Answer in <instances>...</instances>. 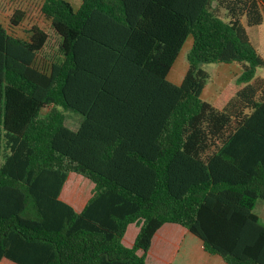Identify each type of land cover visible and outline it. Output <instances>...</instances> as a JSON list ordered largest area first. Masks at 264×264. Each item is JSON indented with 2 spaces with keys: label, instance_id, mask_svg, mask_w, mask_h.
Wrapping results in <instances>:
<instances>
[{
  "label": "trees",
  "instance_id": "obj_1",
  "mask_svg": "<svg viewBox=\"0 0 264 264\" xmlns=\"http://www.w3.org/2000/svg\"><path fill=\"white\" fill-rule=\"evenodd\" d=\"M263 9L43 0L50 57L46 28L12 7L0 22V261L146 264L156 232L176 223L226 264H264V59L247 31L264 30ZM189 38L177 85L168 75ZM218 63L242 66L223 108L202 98V65ZM71 173L94 183L81 212L61 199Z\"/></svg>",
  "mask_w": 264,
  "mask_h": 264
},
{
  "label": "rangeland",
  "instance_id": "obj_2",
  "mask_svg": "<svg viewBox=\"0 0 264 264\" xmlns=\"http://www.w3.org/2000/svg\"><path fill=\"white\" fill-rule=\"evenodd\" d=\"M70 2L74 8H78L81 0H66ZM43 0H0V12L2 13V18H9V11L13 7H20L28 13L29 23L31 21L37 22L38 24H43V17L41 14V5ZM264 10V9H263ZM46 30L49 32L50 38L48 44L45 48V53L52 57L55 55L58 49V38L48 24H43ZM249 37L253 46L255 47L258 54L264 59V30L263 27H252L247 28ZM192 46V39L189 38L184 44L176 62L174 63L169 75L168 80L174 84L179 85L188 69L187 54ZM202 68L209 73L210 78L205 85L202 93L203 100L215 104L219 108H223L228 100L232 98L238 89L236 80L242 72V66L239 63L232 64H203ZM257 77H264V68H259L257 70ZM69 114L81 119V116L74 112H69ZM67 190H74L75 194H81V192L88 193L91 190L93 184L92 182L77 174L72 173L65 185ZM62 200H64L62 198ZM65 201V200H64ZM66 202V201H65ZM68 203V202H67ZM70 204V203H68ZM72 205V204H70ZM73 206V205H72ZM74 207V206H73ZM254 212L260 216L261 220L264 222V203L262 201H257Z\"/></svg>",
  "mask_w": 264,
  "mask_h": 264
},
{
  "label": "crops",
  "instance_id": "obj_3",
  "mask_svg": "<svg viewBox=\"0 0 264 264\" xmlns=\"http://www.w3.org/2000/svg\"><path fill=\"white\" fill-rule=\"evenodd\" d=\"M6 15L4 14V22L6 21ZM2 21V13L0 12V22ZM43 24L44 23V20ZM29 25L37 22L26 21ZM43 24H39L43 26ZM45 27V26H44ZM72 174V173H71ZM69 175L68 181L71 177ZM65 183V185H66ZM93 186L88 193L81 192L77 194H70L71 190H67L64 185L61 199L63 198L66 203L72 204L71 206L77 212H81L85 207L88 199L92 195ZM70 192V193H69ZM63 200V201H64ZM69 204V205H70ZM260 217V216H259ZM141 222L132 223L128 226L125 236L122 240L126 247H132L136 240V237L140 231ZM141 255V251L138 252ZM0 264H16L7 258H3ZM146 264H226L224 260L217 256L207 253L202 242L193 234H191L185 227L176 223L164 224L154 235L151 243L150 250L147 255Z\"/></svg>",
  "mask_w": 264,
  "mask_h": 264
}]
</instances>
